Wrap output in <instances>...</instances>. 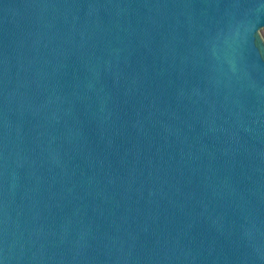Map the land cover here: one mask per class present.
Masks as SVG:
<instances>
[{"label":"water","instance_id":"1","mask_svg":"<svg viewBox=\"0 0 264 264\" xmlns=\"http://www.w3.org/2000/svg\"><path fill=\"white\" fill-rule=\"evenodd\" d=\"M264 0H0V264H264Z\"/></svg>","mask_w":264,"mask_h":264},{"label":"rangeland","instance_id":"2","mask_svg":"<svg viewBox=\"0 0 264 264\" xmlns=\"http://www.w3.org/2000/svg\"><path fill=\"white\" fill-rule=\"evenodd\" d=\"M262 35H263V37H264V30L262 31Z\"/></svg>","mask_w":264,"mask_h":264}]
</instances>
